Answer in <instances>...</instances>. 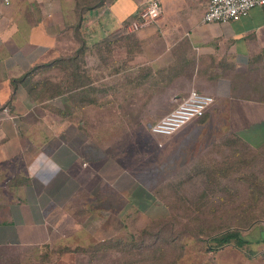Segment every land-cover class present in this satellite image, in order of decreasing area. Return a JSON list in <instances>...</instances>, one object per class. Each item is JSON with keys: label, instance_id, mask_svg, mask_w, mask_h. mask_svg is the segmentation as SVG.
<instances>
[{"label": "crops", "instance_id": "obj_1", "mask_svg": "<svg viewBox=\"0 0 264 264\" xmlns=\"http://www.w3.org/2000/svg\"><path fill=\"white\" fill-rule=\"evenodd\" d=\"M9 1L0 0V256L27 258L24 253L72 233L81 239L96 234L86 224L83 232L69 230L76 221L72 198L87 190L89 178L106 179L97 171L102 160L91 169L83 165L84 147H96L97 137L86 133L80 142V119L74 123L68 109L58 114L50 106L62 99L69 108V100L85 95L86 83L78 72L73 89L36 100L23 81L14 80L37 63L83 53L84 66L100 71V79L90 80L95 86L110 69V97L146 98L148 88L139 86L144 81L164 88L162 106L168 98L175 106L192 89L213 95L215 104L203 116L148 143L147 154H158L159 177L174 171L179 185L187 177L222 178L234 142L264 147V4L220 22L204 19L210 0H161L157 20L133 27L147 0H114L86 11L81 21L75 0ZM101 96L94 95L96 103ZM252 230L241 236L255 244V253L248 259L239 252L240 264H264V218ZM224 254V262L231 261Z\"/></svg>", "mask_w": 264, "mask_h": 264}, {"label": "rangeland", "instance_id": "obj_2", "mask_svg": "<svg viewBox=\"0 0 264 264\" xmlns=\"http://www.w3.org/2000/svg\"><path fill=\"white\" fill-rule=\"evenodd\" d=\"M73 56L76 58L67 57L66 61L60 56L40 62L29 79L36 100L42 102L56 95L53 92L62 86L66 91L73 89L78 72L83 76V83L88 84L83 90L86 91L83 99L69 100V108H64L62 99L50 106L55 111L68 109L74 123L80 119L83 134V137L79 135L80 142L86 133L88 137H97L96 147H84L88 160L83 165L91 169L96 160H102V167L97 171L104 173L106 179L102 175L97 181L89 178L87 190L72 198L76 221L69 230L83 232L86 224L88 231L96 230V234L81 239V234L72 233L66 240L24 253L27 258L0 256V264H224L226 251L232 258L225 264H240L239 252L249 259L256 250L254 243L245 240L237 245L232 240L219 247L211 237L235 229L244 237L253 233L257 208L264 197V152L234 142L229 153L230 163H225L222 178L187 177L179 185L180 179L173 177L174 171H168L171 176L159 177L157 151L147 154L152 150L148 143L156 142L158 135L149 126L173 108L174 100L168 98L162 106L160 103L167 96L164 88L145 81L139 86L148 88L146 98L110 97L113 89L110 69L101 72L108 78L95 86L90 80L100 79V71L84 66L87 58L83 53L75 52ZM137 93L141 95L140 91ZM94 95H102L98 97L99 103L95 102ZM99 107L103 109L102 114L95 111V108L100 111ZM226 165L230 167L228 170ZM135 184L147 187L141 199L135 192ZM90 187H97L96 193ZM130 200L134 204H128ZM95 202L98 207L94 209ZM59 222L56 220V225ZM104 240H113L116 246L101 249L94 259L87 251L77 249L103 246ZM64 247L72 251H63Z\"/></svg>", "mask_w": 264, "mask_h": 264}, {"label": "built area", "instance_id": "obj_3", "mask_svg": "<svg viewBox=\"0 0 264 264\" xmlns=\"http://www.w3.org/2000/svg\"><path fill=\"white\" fill-rule=\"evenodd\" d=\"M8 4L10 1L5 0ZM161 0H147L139 13V19L132 23L133 27L157 20L161 16ZM264 0H210L205 11L207 21L228 22L248 15L256 5H263ZM215 98L209 93L192 89L189 94L158 120L150 123V130L157 134H172L187 122L204 115Z\"/></svg>", "mask_w": 264, "mask_h": 264}, {"label": "trees", "instance_id": "obj_4", "mask_svg": "<svg viewBox=\"0 0 264 264\" xmlns=\"http://www.w3.org/2000/svg\"><path fill=\"white\" fill-rule=\"evenodd\" d=\"M113 1L114 0H75V9H76V12H77L79 20L80 21L82 20L83 14L86 11L91 10L93 8H96V7L104 6V5H108L109 6V5H111L113 3ZM77 53H79V52H77ZM74 57L75 56L69 57V59H71V58L74 59ZM65 59H67V58H65ZM40 65H41V63L40 64L37 63L30 70H28L21 79L14 80V82H17V80L23 81L28 86V89H29L30 93L34 97H36V94L34 93V87H33L32 83H31L29 77H30L31 73L33 72V70L36 69ZM86 85H88V84L86 83ZM65 91H66V89L65 88L63 89V86H62V87L58 88L53 93L58 95V94H62ZM81 99H83V98H81ZM64 112H65L64 110L57 109V113H59V114H63ZM236 145H241L243 147H248V145H244L243 142L237 143ZM259 151L260 152H264V147L262 149L256 150V152H259ZM145 190L146 189L143 187L142 184L136 185L135 192H136V194H138L140 196V199L147 192V191L145 192ZM154 193L157 194L156 191ZM136 199H138V198H136ZM261 199H262L261 200V205H260L259 208H257L258 209V211L256 213L257 215H255V216H258V218H264V197L261 198ZM211 239L216 241L217 242V246H219V247L224 245V244L230 243L232 240H235V243L237 245H239L241 242L245 241L243 238H241L239 229H235V230H232V231L231 230H226V231L220 232L219 234H217L215 236H212ZM102 245L103 246H100V244H99L97 247H94V248H90L89 246L88 247H83V248L78 247L77 249H78V251H81V252L87 251L91 255V259H94V258L97 257V255L99 254L101 249L108 250V249H112V248H114L116 246V244H115V242L113 240H108L107 242H106V240H104ZM65 250L72 251V250H70L68 248L63 249V251H65Z\"/></svg>", "mask_w": 264, "mask_h": 264}]
</instances>
